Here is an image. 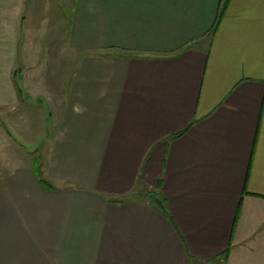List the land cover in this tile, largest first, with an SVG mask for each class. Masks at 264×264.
Here are the masks:
<instances>
[{"label": "crops", "instance_id": "obj_1", "mask_svg": "<svg viewBox=\"0 0 264 264\" xmlns=\"http://www.w3.org/2000/svg\"><path fill=\"white\" fill-rule=\"evenodd\" d=\"M37 97L0 264H264V0H0V108Z\"/></svg>", "mask_w": 264, "mask_h": 264}, {"label": "rangeland", "instance_id": "obj_2", "mask_svg": "<svg viewBox=\"0 0 264 264\" xmlns=\"http://www.w3.org/2000/svg\"><path fill=\"white\" fill-rule=\"evenodd\" d=\"M47 65L51 66L50 62H47ZM45 70V67H41L40 70L37 69L34 74L36 75L39 73L42 77L41 74H43ZM17 83L22 90L21 99L28 100L29 98L20 85L19 77H17ZM31 102L34 108H23L17 105L14 107V111L11 110L9 113H7L8 109L0 108V168L7 165L6 163L8 161L6 159L10 158V156L20 154L22 151H25V149H36L33 151L34 155L36 152L39 154L41 152V137L46 132L44 125L46 122L49 123L50 117L48 116L49 112L44 111L46 105L41 104L38 97L37 99L31 100ZM29 122L31 123V129L29 133H26L25 127ZM42 122H45V124L43 125ZM19 132L22 134H19ZM27 135H30V138H27ZM37 160L40 161L39 158H37ZM37 160L34 161L35 164L38 163Z\"/></svg>", "mask_w": 264, "mask_h": 264}, {"label": "water", "instance_id": "obj_3", "mask_svg": "<svg viewBox=\"0 0 264 264\" xmlns=\"http://www.w3.org/2000/svg\"><path fill=\"white\" fill-rule=\"evenodd\" d=\"M152 200L157 206H159L160 208H163V204H162L161 199L154 197Z\"/></svg>", "mask_w": 264, "mask_h": 264}, {"label": "trees", "instance_id": "obj_4", "mask_svg": "<svg viewBox=\"0 0 264 264\" xmlns=\"http://www.w3.org/2000/svg\"><path fill=\"white\" fill-rule=\"evenodd\" d=\"M37 174H38V172H37ZM38 176H39V174H38ZM40 181H42V179H40ZM46 186H47L48 189H51V188H52V185H50V184L47 183V182H46Z\"/></svg>", "mask_w": 264, "mask_h": 264}]
</instances>
